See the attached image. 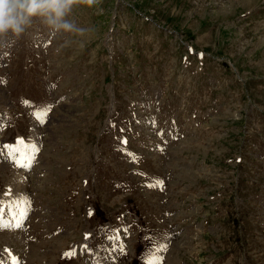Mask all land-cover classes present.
Listing matches in <instances>:
<instances>
[{
  "label": "rangeland",
  "instance_id": "374dc122",
  "mask_svg": "<svg viewBox=\"0 0 264 264\" xmlns=\"http://www.w3.org/2000/svg\"><path fill=\"white\" fill-rule=\"evenodd\" d=\"M68 19L0 37V261L264 264V0Z\"/></svg>",
  "mask_w": 264,
  "mask_h": 264
},
{
  "label": "clouds",
  "instance_id": "9594fccd",
  "mask_svg": "<svg viewBox=\"0 0 264 264\" xmlns=\"http://www.w3.org/2000/svg\"><path fill=\"white\" fill-rule=\"evenodd\" d=\"M99 0H0V37L9 34L19 37L35 18L41 19L54 33L82 32L68 19L73 8L80 4L93 6Z\"/></svg>",
  "mask_w": 264,
  "mask_h": 264
},
{
  "label": "snow or ice",
  "instance_id": "6c2138e0",
  "mask_svg": "<svg viewBox=\"0 0 264 264\" xmlns=\"http://www.w3.org/2000/svg\"><path fill=\"white\" fill-rule=\"evenodd\" d=\"M162 250H164L163 248H161V251ZM0 264H3V262L2 261H0ZM150 264H159V262H158V260L157 261H155V262H150Z\"/></svg>",
  "mask_w": 264,
  "mask_h": 264
},
{
  "label": "bare ground",
  "instance_id": "6f19581e",
  "mask_svg": "<svg viewBox=\"0 0 264 264\" xmlns=\"http://www.w3.org/2000/svg\"><path fill=\"white\" fill-rule=\"evenodd\" d=\"M13 258V257H12Z\"/></svg>",
  "mask_w": 264,
  "mask_h": 264
}]
</instances>
